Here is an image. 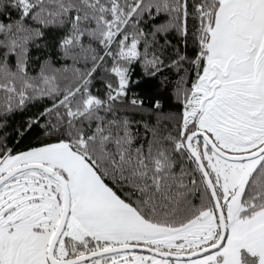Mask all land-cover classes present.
I'll return each instance as SVG.
<instances>
[{
  "label": "snow or ice",
  "instance_id": "obj_1",
  "mask_svg": "<svg viewBox=\"0 0 264 264\" xmlns=\"http://www.w3.org/2000/svg\"><path fill=\"white\" fill-rule=\"evenodd\" d=\"M0 264H264V0H0Z\"/></svg>",
  "mask_w": 264,
  "mask_h": 264
}]
</instances>
